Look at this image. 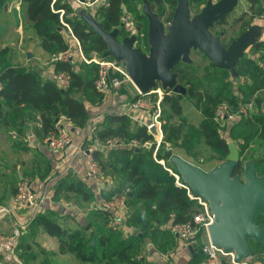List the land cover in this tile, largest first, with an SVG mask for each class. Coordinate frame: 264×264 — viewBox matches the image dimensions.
Returning <instances> with one entry per match:
<instances>
[{
	"label": "trees",
	"instance_id": "16d2710c",
	"mask_svg": "<svg viewBox=\"0 0 264 264\" xmlns=\"http://www.w3.org/2000/svg\"><path fill=\"white\" fill-rule=\"evenodd\" d=\"M9 1L0 0V13L5 10L4 6ZM140 1L143 2L105 0L96 18L103 22L107 30L119 27L121 35L124 36L127 32L121 26L122 14L125 10L136 12L140 19V23H137L138 32L143 34L138 37L137 46L141 47L143 44L147 47L148 21L140 11ZM165 1H169L172 8L169 13L171 20L177 0H150L153 7H158L160 16L166 14L163 7ZM206 1L190 0V7H201ZM248 1L250 10H244L236 19L242 24L241 32L252 25L255 17L264 15V0ZM22 7L27 22L39 38V45L51 55L64 51L69 46L65 32L61 29L58 9H64L63 16L72 24L86 54L96 52L103 55L107 50L104 39L80 18L71 0H22ZM224 17L218 22L223 21ZM251 48L256 51L263 50L264 39H259ZM8 51V47L0 48V80L3 83L0 95L5 99L3 104L0 103V126H6L15 132V147L30 149L24 141L28 138L26 126L30 124L34 136L41 141L51 133L60 132L59 120L64 119L76 128L86 126L89 118L86 102L97 105L105 96L94 85L96 64L81 63L78 68H74L67 61L53 62L55 72L65 71L70 77L69 85L60 87L52 76L43 78L37 69L6 59L4 54ZM262 57L264 54L257 57L246 54L237 64L238 77L232 76L229 70L214 68L211 62L202 75L199 74L194 61L180 62L175 70L180 73L179 81L186 87V93H164L161 102L163 138L157 149L158 158H163L165 149L171 147H182L195 154V147L203 140L223 159L228 153V140L223 136L220 124L213 119L216 105L222 101L237 104L256 94V105L251 116L232 124L229 135L236 141L242 156L255 145L263 151L252 158L256 161L258 172L264 173V62L257 60ZM233 78H243L242 96L233 92ZM183 98L192 102L202 113L197 125L187 122L186 118L172 121L174 116L182 112L180 101ZM96 135L97 147L100 146L99 142L102 143L110 137H119L126 143L135 139L139 143V146L133 147L123 145L108 149L99 147L95 150L96 159L102 164L112 182L109 195H127L131 212L126 224L139 230L124 237L120 229L108 226L109 215L105 213L103 227L99 231L89 233L86 226L81 224L77 227L67 225L64 218L68 215L62 216L55 210H48L38 213L32 219L28 225L29 234L36 235L40 228L45 229L50 236L58 239L60 253H71L82 262L144 264L146 260L140 257L143 239L150 236L156 248L166 252L169 242L165 240L177 235L170 227L166 228V225L191 219L198 210V204L188 197L183 187L176 185L175 177L164 165L154 159L157 142L147 126L133 121L127 113L113 111L104 115L98 124ZM44 164L39 170V177L43 180L52 172L51 163L47 161ZM166 165L176 170L168 160ZM242 170L243 165L240 163L234 173H241ZM93 198L94 192L88 182L73 178L71 173H67L55 184L54 199L74 201L82 207ZM263 220L264 216H261L258 222ZM92 240L95 242L92 243ZM260 245L264 249L262 243H253L254 253ZM30 257H34L33 254L25 259ZM262 259L264 263V251ZM0 264L10 263L4 261L0 255Z\"/></svg>",
	"mask_w": 264,
	"mask_h": 264
},
{
	"label": "water",
	"instance_id": "95a60500",
	"mask_svg": "<svg viewBox=\"0 0 264 264\" xmlns=\"http://www.w3.org/2000/svg\"><path fill=\"white\" fill-rule=\"evenodd\" d=\"M238 4L239 0H207L198 13L192 14L190 0H177L166 25L150 0H143L142 12L148 21L146 51L137 46L136 34L120 39L119 27L107 30L86 8H79L77 13L106 42L107 50L103 55L113 57L126 67L140 93L161 86L165 92L185 94L186 87L179 81L180 73L175 67L180 62L192 63V51L203 53L214 68L229 70L232 76L238 77V62L245 57L248 48L261 39L264 25L258 23L250 25L228 45L212 31V27ZM151 132L156 134V128ZM242 157L235 141L228 142L225 160L209 170L172 148L163 152V158L175 166L192 192L209 202L215 215L209 227L212 242L225 251H234L236 261L253 255L254 242L264 245V222H258L264 216V173L258 172L254 159L243 161ZM240 163L243 170L235 174ZM196 245L193 242L189 247L193 249Z\"/></svg>",
	"mask_w": 264,
	"mask_h": 264
},
{
	"label": "built area",
	"instance_id": "2783aa9c",
	"mask_svg": "<svg viewBox=\"0 0 264 264\" xmlns=\"http://www.w3.org/2000/svg\"><path fill=\"white\" fill-rule=\"evenodd\" d=\"M73 3L90 9V12L96 15L101 4L105 0H71ZM216 1V0H214ZM73 5V4H72ZM60 13L61 29L65 32L68 40V48L51 55V61L57 60L67 61L72 64L74 68H78L79 64H96V78L94 81L95 88L108 94L118 89L126 80H132L129 77L126 67L118 62L113 57L104 56L96 52L86 54L83 50L82 44L76 33L74 32L72 24L64 18V9H58ZM264 18V15H262ZM121 26L127 32V35L136 34L138 37L143 34L138 32L137 24L132 14L125 10L121 16ZM138 42V40H137ZM52 78L60 87H67L70 83V77L65 71L52 72ZM134 85V84H133ZM136 93L133 94L129 104L124 110L135 122L147 126L151 132L153 127L156 128L154 134L157 147L153 153L154 159L164 165V167L175 177L176 185L183 187L190 199H193L198 204V210L193 214L192 218L185 222H177L170 224V229L177 234L183 245H189L195 242L200 252L205 256V264H257L251 260V257L241 261L235 260L234 251H225L222 247L215 245L209 234V227L215 221V215L211 211L209 202L201 196L195 195L189 184L182 180L177 170L166 165V159L158 158L157 149L163 138L162 129V99L165 91L161 86L153 89L148 93H140L136 88ZM3 88V83L0 80V90ZM172 92V91H169ZM256 105V94L246 100H242L237 104H232L229 101L219 102L214 110L213 119L220 124L222 128L228 122L234 124L235 122L250 117ZM142 111L147 115L135 114V111ZM134 112V113H133ZM98 121L91 125L89 134L83 143L76 147L79 154L84 155L85 164L88 176L92 177L97 182L107 184L111 180L107 176L102 164L95 157V150L99 147L102 149L114 148L118 146L127 145L129 147L139 146L137 140L133 139L126 143L119 137L107 138L104 142H99V147L96 143L98 138L96 130ZM223 128L221 129V131ZM152 133V132H151ZM50 151L53 154H63L69 144L71 143L70 136L66 132L51 133L45 138ZM55 197V184L37 185L30 177L22 178L17 184V192L15 194V203L18 206H28L31 210L32 217H35L48 203L53 201ZM127 195L125 193L116 194L113 198L100 197L98 201L88 206L87 211L90 213L104 212L109 215L108 226L112 229L122 228L127 208ZM0 213L12 215L14 207L1 206ZM14 227L10 232H0V252L5 254L8 258H15L20 236L25 228L24 224L14 223ZM144 264H158L156 261L147 259ZM264 264V263H260Z\"/></svg>",
	"mask_w": 264,
	"mask_h": 264
},
{
	"label": "crops",
	"instance_id": "0c3cea01",
	"mask_svg": "<svg viewBox=\"0 0 264 264\" xmlns=\"http://www.w3.org/2000/svg\"><path fill=\"white\" fill-rule=\"evenodd\" d=\"M12 2L17 4L15 8L19 6L18 3L22 6V0H10L8 3L9 10L11 8L10 3ZM17 31L22 32L21 25H18ZM18 49V54H20L22 49ZM43 51L44 49H42L40 45L37 52L28 50L24 60L21 59L20 55L18 56L19 62L16 64H23L37 69L43 78L51 77L52 72L55 71L51 61V54L50 58L45 61L38 57ZM29 53L31 54L30 56ZM106 95L107 94H105V96ZM4 102L5 99L0 95V103L3 104ZM106 104V102H102V104L100 103L96 106L88 101L86 102L89 110V118L86 126L83 128L73 127L70 122L65 120L58 121L60 132H63L69 125V135H71V143L61 155L53 154L45 140L41 141L34 136L31 124L26 126L28 138L24 140L30 147L29 150L15 147V132L6 126H0V207H14V213L12 215L0 213V232L12 231L15 222L25 225V232H23L24 234L19 242L20 244L18 245L15 258H8L5 254L3 256V253L0 252L4 261L10 264H67L66 255H71L78 261V264H101L82 262L71 253H60L58 239L54 236H50L43 228H40L36 235L29 234L28 225H30L34 217H32L31 210L28 206L16 205L14 198L17 192L16 184H18L22 178L30 177L38 186L50 185L53 183L56 184L60 178H63L67 173H71L73 178L84 179L88 182L94 192L93 200L81 207L74 203V201L53 199V201L48 202L40 212L45 213L48 210H55L62 216L68 215L64 218L67 225L77 227L78 224H81L86 226L89 233L99 231V229L103 227L105 223L103 219L105 213H89L87 208L92 203L98 201L102 196L113 198L116 195H109L112 182L110 181L107 184H102L88 176L85 157L77 152L76 147L85 141L91 125L96 123L99 118L103 120L106 113L113 111L124 112L126 108L123 107L122 110H106ZM135 114L147 115V113L145 114V112L138 110L135 111ZM47 161L52 165V172L43 180L39 177V170L44 167V163ZM125 210V224L121 231L124 237H128L139 229L135 226L133 227L126 224V219L131 212V207L128 202ZM168 227L169 225L167 224L166 228ZM165 241L169 242V244L167 243L168 248L166 252H162L156 248L150 236L145 237L142 241L143 251L140 254L141 259H151L158 264H205V256L200 252L198 245H196V248L194 247L191 249L189 247L190 244L186 246L183 245L177 235ZM30 254H33L34 257L25 259ZM22 256H25V258Z\"/></svg>",
	"mask_w": 264,
	"mask_h": 264
},
{
	"label": "rangeland",
	"instance_id": "374dc122",
	"mask_svg": "<svg viewBox=\"0 0 264 264\" xmlns=\"http://www.w3.org/2000/svg\"><path fill=\"white\" fill-rule=\"evenodd\" d=\"M72 4L76 10H78L79 8H84L83 6L77 4L76 2L74 3L72 2ZM18 5L19 6L15 8L17 4H14V2H12L10 3L11 6L10 10L8 4L7 8H5V10H3L0 13V48H5V47L9 48V51L4 54V57L8 60L13 61L14 63L19 62V58H18L19 55L21 56V59L24 60L26 52L28 50L37 52L39 48V38L37 37L34 28L27 22L22 6L20 5V3H18ZM203 6L204 5H202L201 7H192L191 8L192 14L198 13ZM142 7H143V2L140 1L139 8L141 12L143 11ZM163 7L166 10V14L161 16V18L167 25L170 22L169 13L172 10L170 2L165 1L163 3ZM249 8H250V3L248 0H239V4L235 8V10L229 13L228 15H226L223 21L216 23L212 27V31L215 34L220 35L224 43L228 45L231 42V40L235 39L241 33L240 29L242 24L241 22L236 21L237 17L243 14L244 10L247 11L250 10ZM154 9L155 11H157L158 7L155 6ZM87 10L90 12V9ZM129 12L134 17L136 24L140 23V19L137 17L136 12L133 11H129ZM254 23L264 25V18L262 17V15L255 17L254 20L252 21V24ZM18 25L22 26V32L17 31ZM122 37L123 35L119 36L120 39ZM261 38L264 39V33ZM18 48L22 49L20 54H18V50H19ZM141 48L144 49L145 51L147 50V47H145L143 44ZM246 54L248 56L252 55L254 57H257L259 55L264 54V48L261 51H256L255 49L250 47L246 51ZM191 56L192 59L194 60V64L198 68L199 74L202 75L205 69L211 65L210 61L203 55V53L199 51H192ZM38 57L46 61L48 58H50V53L44 50L41 55H38ZM257 60L259 62H264V57L257 58ZM232 80H233L232 81L233 92H235L238 96H242V94H244L243 78H233ZM136 92L137 91L133 83L126 80L118 89L108 93L103 98L102 102L107 103L106 110H122L123 107L124 108L127 107L131 98L133 97V94H135ZM180 103L182 106V112L180 115L174 116L172 118V121L182 120L186 118L187 122H191L197 125L202 118V113L194 106L192 102H190L186 98H183L180 101ZM162 122H164V119H162ZM231 125L232 123L228 122L227 124H225V126L222 127L223 128L222 134L228 140V142L234 141L229 135V128L231 127ZM64 132H66L69 135V125L65 128ZM171 148L176 153H179L184 158L203 167L206 170H209L214 166L220 164L226 158V157H224L223 159L219 158V154L213 151L209 146H207L203 142V140L195 147L193 151L195 152V154L189 153L185 148L182 147H171ZM261 153H263V151L260 148H258V146L256 145L252 146L249 150H247L246 154L242 157V160L245 161L248 159H253L252 158L253 156L259 155ZM261 222H264V220ZM124 224L122 228H120V230L123 229ZM263 251L264 249L262 245L257 246V252L255 251V253L252 255L251 260L258 264L263 263V259H262ZM2 255L4 256V254ZM66 258H67L66 259L67 264H78V261L71 255L68 256L66 255Z\"/></svg>",
	"mask_w": 264,
	"mask_h": 264
},
{
	"label": "bare ground",
	"instance_id": "6f19581e",
	"mask_svg": "<svg viewBox=\"0 0 264 264\" xmlns=\"http://www.w3.org/2000/svg\"><path fill=\"white\" fill-rule=\"evenodd\" d=\"M252 257V256H251Z\"/></svg>",
	"mask_w": 264,
	"mask_h": 264
}]
</instances>
